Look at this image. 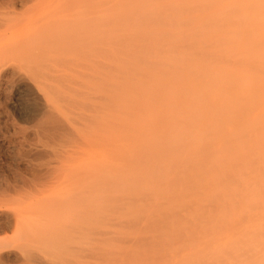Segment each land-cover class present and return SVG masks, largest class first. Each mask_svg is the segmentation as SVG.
I'll return each instance as SVG.
<instances>
[{
	"label": "bare ground",
	"instance_id": "obj_1",
	"mask_svg": "<svg viewBox=\"0 0 264 264\" xmlns=\"http://www.w3.org/2000/svg\"><path fill=\"white\" fill-rule=\"evenodd\" d=\"M112 1L113 0H104V3L106 5L112 4ZM138 1H140V0H138ZM147 1L144 2L143 5H145L147 3V6H149L150 0H147ZM153 1H155V0H153ZM153 1H151L152 5L159 2V1H163V0H157V2L155 1V3H152ZM164 1H167V0H164ZM200 1H201V3H200ZM122 2H125V1L122 0ZM128 2H130V1H128ZM132 2H134V1H132ZM137 2H135V3H137ZM187 2H189V1H187ZM198 3H200L204 6H202L200 9L199 7H196L197 3H193V4H191V3H187V4L186 3H179V5H176V7H179L177 9H176V7H173V8L167 7V6H174V5H165V7H162L163 6L162 5L160 7L158 6L157 8H155L153 6V9L156 10V9L160 8V12L163 11V14H165L164 11L166 10V7L168 9L171 8V10L174 9V11H175V9L176 10L180 9V13L183 12V14H181L182 19H183V16H185V15L186 16L189 15V17L190 16L192 17V15H195L194 13H197V12L199 13V10L200 11L202 10V12H203V10L206 9V11L204 10L203 14H207V13H209L208 11H211L212 9H214L211 6H210V8H212V9H210L209 6L206 7L205 0H199ZM105 4H103V5H105ZM184 4L187 6V11L185 9L186 6ZM114 6H112V7H114ZM198 6H200V5H198ZM101 7H103V6L100 5V0H0V115H1V111H3V109H5V108L7 109L9 103H11V102L14 105H17V106L20 105L21 106V113L19 112L20 114L18 115V117L12 116L11 118H8V120L6 122V126L3 127V128H5L4 139H3L4 142L3 143H5L7 145V147L10 150L8 152H11L12 157L15 158L14 160L17 161V167L15 166L16 170H15L14 175L8 176L6 178L4 177V179L3 180L1 179V181H0V264H143V263L146 264L144 262V258H146V259H147V257L149 258V256L152 253H155L157 250L159 252L163 251V250L160 251V249H162V247L160 246V245H162L161 243H163L165 246L164 242L168 241V239L170 240V241H168L169 243L170 242L174 243L176 240L179 239V236L182 237V235H183L182 240H184V241L190 240V238H186V239L184 238V236H186V235H184L183 232L186 231V229L189 231L191 230V232L186 231L187 232L186 234L190 233V235H191V233H192L194 235L196 233L195 235L200 236L206 230H210V228H212L213 223L210 222V220L213 222L215 220H217L218 217L215 218V216L219 213V212L217 213V211H220L222 214L226 213L224 215H219L220 217H222V216L228 217L229 216L228 214L231 213L230 212L231 207H230V209L228 207L231 205L226 206V209H225V206H223V203H225V205H227V203H228L227 200H226L227 202L225 201L226 195L223 192L224 188L226 189V187L220 188L221 186H224V185H219L218 186L219 188L216 186V190H215V188L214 189L211 188L212 186L207 187L205 185L206 188H204L203 187L204 185L202 184V182L201 183L199 182L201 180H197L199 175L192 177V175H189L187 172L190 169H195V167H192L189 169L186 168L185 170L180 171L177 168L180 165L178 164V166L177 165L175 166V163L177 164L180 161V158H178V162L175 161L172 168H170L168 166V170L171 169L170 172L173 174H172L171 180H169L165 184V186L166 187H169L172 185L175 186V185H177V182H182V189L185 188L188 191H192L193 190L192 188H195L198 186L199 187V196H197L195 198V200H198V203H197V201L193 200L194 198L190 199V200L196 202V204H197L196 206H198L199 210L201 208L200 211L197 209L198 212L197 211L194 212L195 208H193V207L190 208V206L194 205L193 202L192 203L191 202L186 203V205H184V206L187 207V208L185 207V211L187 213L185 212V214L188 216L185 215L186 217H184V216H181L183 208L180 211L181 212L180 213L178 211V209L180 210V208L174 207L172 203H169V201H167L168 203L167 202L164 203L165 206L162 203L161 204L163 206L161 204H159V202H161V201H159V202L157 201L158 203L153 202L154 204H152L151 202L147 203V201L149 199H146V198L148 197L149 193L144 194L143 192H145V191H143V190H142V192H139V190L136 188V186H135V189H133L134 191H132V190L129 191V187H128V189L126 188L128 192L125 189L124 190L125 192L122 193L121 198H120V196L118 197V194L116 195L117 187H119V186H117L118 184L116 185V181H117V179L115 177L116 166L123 165V164L128 165V163L131 164L130 162L127 163V160L129 159L128 157H130L127 154V151L129 148V143L134 140V139L132 140L133 137L131 138V135H132L131 129L133 130L135 135L137 134L136 136H139V135L143 136L145 134V133L141 134L142 132L137 133L139 131H136V130H139V128H142L140 130H143L144 132H147L145 130H147L148 127H149V129L151 128L153 131H155V135H153L154 137L153 136H152L153 138L151 137L152 139L150 137H145L146 135H144L143 138H142V136L141 137L139 136L140 139L142 138L141 140L140 139L139 140L142 141V143H145L144 144L145 147H146V144H148L147 142H149V144L151 143L153 147H151V148L147 147L149 149L145 150L146 148H143L142 147L143 145H142L141 147L143 148V150H141V153L139 155H137V154L140 151L139 152L134 151L135 153H137V152L138 153L133 154L134 153L133 152L131 154V152L129 150L131 155H134V156L137 155L135 157V159L133 158L134 160H132V163L135 164L137 167L141 168V170L139 169V171L143 170L142 172L145 175L148 174L149 178H150V176L153 177V174H157L156 172L160 170L161 164H162V162H164L163 157L166 156V152L168 151V148L170 147V146H168V148H167L164 145V141L166 143L167 137L170 135L164 137V139H166V140L163 141V139L159 135H156V134L160 133V134H162L161 136H164L163 134L166 132L167 129H170L172 131L174 127H171V124L173 126H176L175 128L177 129V123H173V122H175L174 120L176 119V116H175V118L173 117L174 119L172 117H170L171 115L165 117V115H166L165 113L167 111L169 112V110H170L169 107L171 105H173L172 98H175L174 95L177 93V91H178V93L179 92L182 93V96H183V93L191 90L189 92L191 94V92L193 90L187 89V86L192 85V87L195 88V85L197 86V82H196L197 80L195 81V83H193L191 81V83H193L191 85L189 83L190 81L187 80V83H185V84L186 85L189 84V85H187L186 87L183 86L184 83L180 82L181 81L180 79H182L183 76L180 77L178 74L180 79L178 76L174 77V75H176L177 71L173 70V69H176L173 67V64H174V66L177 64L169 62L172 64V67H173V69H172L173 71H170L171 69H170V67H168V70L170 69L169 72L173 75V73L175 71V73L173 75L174 78L170 75L173 80L172 79H170V80H172V82H173L174 79L176 77H178L179 82L176 83V81H178V80H175V83L178 85L179 84H181V85L183 84V85L182 86H175V85L172 86L171 87L172 88L171 93H173L174 95L173 96L169 95L170 97L164 96V94H166L168 91H170V90H168L170 88V86L167 85L169 88L168 89L166 88V82L165 83H161V82L155 83L154 82V84H152L153 82L148 83V81L151 80L153 77L155 79V77L157 76V75L155 76V74H157V72H160L159 74L163 75L164 72H162L163 70H161V69H163V65L165 68L166 64H169V63L168 62L165 63L164 61H162L163 63L158 62L159 64L160 63L163 64V65H161L162 68L158 69V67H160V66L157 67L158 63L156 65L151 60H149V58L148 59L147 58H141V57L147 56L146 54H148L147 53L148 49H149V51L152 49L151 50L152 52L151 51L150 52L152 54H154V51L156 48L155 47L152 48V46L157 45L156 40H158V41L160 40V42L162 40L160 38L156 39L159 36L156 34L153 35L152 33H150L151 31L150 32L146 31L149 33V34L147 33L148 35L152 34V37L154 36V38L156 36L155 40H154V38L152 39L153 42L156 41L153 44V42H151V40H150V42L148 41V39L149 38L151 39V37H148V35L147 34L145 35V33H144L145 31L143 29L149 28V26H152L153 25L152 23H154V22L150 21L151 17L148 20L146 18L149 15L146 13L148 10L144 13H145V15L147 14V16L145 17L146 21L150 22V23L148 22L149 24L147 23L146 26H148V25L149 26L148 27L144 26L145 27L144 28L142 26V25H144L143 24L144 22L143 23L140 22V24H142L141 26L139 25V22H138V24L136 22V24H134V25L135 26L137 25L140 28L142 27L143 32L138 31V30L130 32V31H126L124 29L123 30L115 29L114 25L116 26V24L117 25L119 24L117 21V19H119V18L116 19V24H115V14H113V12H115V11H113V9L108 10L107 8H109V7H107L104 11L103 10L101 11V9H100ZM126 7H127V4H126ZM146 7L142 6L141 10L143 8H146ZM191 7L193 10H191ZM117 8H118V6H117ZM161 8H162V10H161ZM181 9H183L185 12L184 11L181 12ZM149 11H148V13H150V15L152 16L153 13L151 12V10H149ZM156 11L154 14L161 16L162 12L160 14H157ZM169 11L170 10H168L167 12L170 14L171 11L170 12ZM174 11H172L174 13V16L176 17V18L174 17V19L176 20L178 18L181 22V18H179L181 16H180V14H178L179 12L175 11L179 15L178 16L177 14L175 15ZM106 12H107V14H106ZM135 12H132V13L135 14ZM138 12H139V10L136 13H138ZM186 12H189V14H187ZM144 13H142V14H144ZM129 14H130V12H129ZM133 14H131V15H133ZM142 14L141 15L138 14V16L141 17V20L145 16V15L142 16ZM169 14H166V15H169ZM201 14L202 13H200V16H202ZM124 15H126V18H127L128 15L125 13H124ZM131 15H129V17ZM166 15H165L164 19H166V17H167ZM138 16H135L136 20H137V18L138 19L140 18ZM204 16H206V15H204ZM121 17H122V15H121ZM158 18H160V17H158ZM158 18H157V21H158ZM169 18L173 19L171 14H170V16H168V19H166L167 21H165V20L164 21L162 20V21L164 23L169 22L168 24L165 23L166 25H169V26H167V28L170 27V25L173 28V26H175V24L178 23L179 21L176 22V21H173L174 19L173 20L170 19L172 21V23L170 24L171 21H168ZM124 19H125V17L123 18V21L120 19V21H119L120 26H121V22L124 23ZM161 19H163V18H161ZM205 19H207V21H204L202 26H205V24H206V26L207 25L208 26L207 27L205 26L203 28V30H202V28H200L202 26H200L195 31L199 32L200 29L202 30V32L201 31L200 32L204 36H201V37L206 38L203 40H205L206 43H208V45L210 44L209 45V47H210L211 43H209L210 41H208L207 35L209 36L210 34H208V33H211V32L210 31L208 32L207 29H210L211 31L213 30L212 34L215 33V35L219 34V33L223 34V32H222L223 30L221 31V29H223V26H222V28L217 29V26L221 27L220 24L223 25V23H221L223 20H222V18L218 17L217 14H216V18L212 15L211 18L205 17ZM209 19H210V22H208ZM214 19H217V20L219 19V20L217 22V20L214 21ZM152 20H154V19H152ZM199 20L200 19L195 20L193 23H195L196 21L198 22ZM212 20H213V23L215 22V25L212 24ZM125 21H128V20L125 19ZM132 21L135 23L134 19H132L129 21L130 22V25L128 24L129 27H127V25L126 26L122 25V27H124V28L126 27L129 29L134 28V26H132L133 24L131 23ZM157 21H155L156 24L154 23L155 27H159V26L163 25V23H161V25L160 24L158 25ZM159 21H161V20H159ZM189 21L190 20H183L182 21L183 24H182V22L181 23L179 22L178 26H180L181 24L182 25L180 27H182V26L185 27L186 25L191 26V24H193V23L190 22L189 24H187V22H189ZM173 22H176V23L174 24ZM206 22H208V23H206ZM200 23H202V22L200 21ZM195 24H193L192 26H194ZM210 25L215 26L214 27L216 29L215 32H214L213 26H210ZM130 26H131V28H130ZM180 27H177V28H180ZM183 27H182L181 31L183 30L186 32V34H185V32H182L183 34H185L184 36L187 37L186 42L191 43L189 41V39H193V41H196V43L193 44V42H192L191 44L195 45L201 41V40L197 41V39H201V37L198 35V34H200V32L195 33L197 36H199V37H197L193 32L186 31V27L185 28H183ZM211 27L213 29H211ZM116 28H117V26H116ZM175 28H176V26H175ZM175 28H173V30L177 29V28L176 29ZM191 28H187V30H189ZM205 28H207V29L204 30ZM146 30H148V29H146ZM153 31L154 30H152V32ZM157 31H158V33L161 32L159 30H157ZM157 31H155L153 33H156ZM181 31L179 29L177 32L178 34L177 35L174 34L178 38H180L179 40L181 41L178 44H173L174 46L171 44L172 43L171 40H173V38L171 37L172 38L171 39L170 35L167 36V37H169V41H168V38L166 39V32L165 31H163V33L165 32L164 36L162 35L163 34L162 32H161V34L159 33L160 35H162V38L164 37V41H166V40L168 41L169 44L168 43H166V44L169 45V48L171 46L173 47V48H170V49L167 48V49H169V50L173 49V51H174L175 45L177 48H179L178 47L179 44H181L180 48H179V49H181L182 43L185 42V39H183L184 36H179L180 35L179 32H181ZM167 32L169 33V31H167ZM203 32H204V34H203ZM174 35H173V37H174ZM187 35H189V36H187ZM177 37H174V40H175V42L173 40L174 43H176V41L178 40V39L177 40L175 39ZM193 37H196V38H193ZM215 38L216 37H214L212 40L214 41ZM181 39H183L184 41ZM217 39L219 41H221V39H222V41L224 42L223 46L227 47L228 44H226L227 43L226 39H224V38L220 39L218 37L215 39L217 43H219L217 41ZM203 40L201 41L202 44H203ZM160 42H159V45H160ZM214 42H212V43L214 45L216 44L218 46V44L214 43ZM151 43H152V45H151ZM161 43L163 46V41ZM149 44H150V47L148 46ZM166 44H165V47H166ZM191 44H189L191 47H193V48L197 47V45H195L196 47H194ZM220 44L218 47L215 45L217 47L216 51L219 52V50L221 49L222 51H224L223 52V54H224L225 51L228 49V51H226L225 55L221 54L222 52H220V54H221L220 57H222V56L225 57L224 59H226L227 61H229L228 59H231L230 61L232 62V64L233 65L234 64L235 65L240 64L239 67L241 66L240 60L243 62V59H241V58H244V61H246V62H245V64H242V67L247 66L248 70L250 71L251 67H248V64H247L249 58L246 55L245 56L243 55L244 57L242 55H241L242 57L241 56L237 57L236 54H238V51L235 50L236 48L234 45H232L234 48H232V47L228 48L227 47V49H226V47H223L222 44L221 45ZM162 46L157 47V48H159L160 50L162 49L161 51L164 50L163 53L168 52V50L165 51V48L163 47L164 48L163 49ZM203 46H204V51H200V53L201 54L202 53L203 54L208 53V52H206V50L209 49L207 44L206 45L203 44L202 46H198V47L203 48ZM205 46L208 49L206 48V50H205ZM229 46H231V45H229ZM187 47H189V46H186V48ZM219 47H221V48L218 50ZM222 47L224 48V50ZM199 48L195 49L196 51L194 50V52H199V50H203V49H199ZM213 48H214V46H213ZM146 49H147V51H146ZM159 49H156V50H159ZM187 49H189V48H187ZM144 50L146 51L145 52L146 54L144 53ZM183 50H185V53H184L185 55L189 54V51L186 52V49H183ZM190 50H191V48H190ZM232 50H233V52L237 51L234 53L232 52V54L234 55L236 53L235 56L238 60L236 58L232 59L229 56H226L227 54L231 53ZM159 51H156L157 56H155V54H154V55H152V58L155 56L156 58H154V59H157V57H158V59L164 60L163 58H164V56H166V53L163 55V53L160 51L161 52V54H160ZM177 51H178V49L176 50V52ZM192 51L193 50H191V52ZM216 51H215V53H213V52H211V53L214 54L213 55L214 58L216 55L217 60L218 59L220 60L221 58L217 55L219 53L217 52V54H216ZM194 52H192V53H194ZM227 52H229V53H227ZM170 53L171 54L173 53L172 50L170 51ZM170 53H169V55H170ZM192 53H191V55H192ZM200 53H199V55H200ZM209 53H210V51H209ZM209 53L207 55H209ZM144 54H145V56H144ZM179 54L182 55L183 53L179 52ZM203 54L200 55L201 56L200 57L198 55V53H196V54L194 53V57L196 55H198V58H200V59H197L196 58L197 56L195 58L193 57V59H190L191 57L190 58L187 57V59H186L184 56L185 60H190V61L186 62L184 59H182L179 61V63H181L179 65L181 66L182 65L181 61H183L184 65H182V66H184V69H185L187 67V66L185 67V63L187 65H189V63H191L193 65V63H194L193 60H194L195 61L194 65L196 64V70L200 69V72L204 71L205 75H206V71H208L210 67H213L214 65L217 66V64H216L217 62L218 63L221 62L220 65L217 66V68L221 69L222 66L227 67V68H229V67L232 68L231 67L232 64H228L229 62L226 63V60H224V59L223 60L225 61V64H227L229 67L226 66L225 64H223L224 63L223 60L216 61V63L214 64L213 62H215V61L211 60L213 58L212 54L210 57V62L212 61L211 63H213L212 64L213 66H210V64L208 65V63H210V62L206 63V61L209 60V58H208L209 56L207 57L205 55L207 57L205 59V58H203ZM149 55H151V54H149ZM162 55H163V57H162ZM173 55H174V53H173ZM173 55H171L169 60L173 59V61H175V59L173 57H175L176 53L174 56ZM167 56H168V54H167ZM187 56H189V55H187ZM227 57H229V58L227 59ZM201 58L205 59L204 60L205 64L203 63L202 67H204V65H205V67H206V65H208V67H209V68L207 67L206 70H205V67L202 69H201V67L199 69L197 68L199 66L198 62L203 61V59L201 60ZM233 58H234V56H233ZM166 59L168 60V58H166ZM196 59H197V62H196ZM234 60H237L238 63H235ZM177 62H178V60H177ZM250 62L253 63L251 60H250ZM254 63L257 65L256 62H254ZM149 64H150V67L151 66L154 67V68L151 67L153 70L148 66L146 67V65H149ZM191 64L189 65L190 67H192ZM221 64H222V66H221ZM179 65H178V67H179ZM251 65H253L252 68H255L254 64H251ZM258 65H257V67L261 68L263 63H262V65L260 64V66H258ZM142 66L143 67L145 66L144 69ZM216 66H214L213 68H216ZM234 66H233V68H234ZM237 66H235V68ZM137 67L139 69H136ZM257 67L255 70H257V72H259L262 75V73H263L262 69H263L264 65L261 68V70H260V68H257ZM145 68H147V70ZM180 68L182 69L183 67H179L178 68L179 71H180ZM187 68H189V67H187ZM187 68L185 70H187ZM191 69L189 68V70H187V71H191ZM223 70L225 71L226 69H223ZM235 70L239 71L240 68L233 69V73H235V72L237 73V71H235ZM165 71H166V69H165ZM187 71L183 72V70H182L181 75L184 73H189ZM194 71H195V68H194ZM194 71H191V73H190L191 75L189 74L186 76H192L194 74V73L192 74V72H194ZM251 71L253 72L252 69H251ZM251 71H250V74L252 73ZM161 72H162V74H161ZM200 72H199V74H200ZM211 72L210 73L207 72L206 76H208V74H209V77H210ZM221 73H222V75L224 74V76L225 75L227 76L229 74L228 77L230 75H233L231 73H224L223 71ZM213 74L212 75L215 77L216 76L215 73H213ZM163 76H165V77L167 76V71L165 72V74ZM200 76H202V75L200 74ZM213 76H211V77H213ZM224 76L222 78H224V80H227L228 77L225 79L226 76L225 77ZM245 76H249L250 78L251 77L253 78V76H251V75L245 74L244 77ZM136 77H138L140 79H138V80L134 79ZM192 77L194 78V76H192ZM209 77H205V78L208 79V81H209V79L211 78V77L210 78ZM214 77H213L214 85L212 86V84H211L213 81V79H212L211 82L209 81V84H211V85L208 84L207 87L211 86L209 90H211L212 87H215V88L218 87L216 89L218 91L220 85L216 87L215 83H216V81H217V84H219L220 82L218 80H215ZM157 78H158V76H157ZM157 78L155 80H157ZM160 78H161V80L165 79L163 77H160ZM195 78H197V77H195ZM205 78H201V79L204 80ZM233 78H234V76H233ZM233 78H231L230 80H232ZM133 79H134V81H133ZM168 79L169 78L166 77V81H168L170 83V80H168ZM184 79H186V78H184ZM187 79H190V78L187 77ZM201 79L199 78L198 81L200 82ZM251 79H249V81ZM158 80H160V79L158 78ZM221 80H223V79H221ZM230 80H229V82L231 84ZM205 81L208 83L207 80H205ZM252 81H253V79H252ZM202 82L203 81H201V83ZM222 83H223V81L221 82V84ZM226 83H223L224 87H226ZM235 84H238V83L235 82ZM246 84L248 85L250 83H246ZM201 85H202V87L197 86L198 88L197 87L196 88L198 90L201 88V89H203V91L205 89H207L206 87H204L206 85H204V84H201ZM228 85L229 84H227L226 89L220 88V90L218 92L216 91V93H219L220 96H221V94L225 95V93H227L226 90H228V88H230V87H228ZM254 85L252 86V88L247 87L249 90H247L246 92H248L250 90L254 91V90H252L253 87L256 86V85L255 86ZM178 87L179 88L181 87V90L183 88L184 89L186 88V90L181 92V90L179 91ZM222 87H223V85H222ZM231 87H235V86H231ZM240 88H242V87H240ZM237 89H238V85H237ZM221 90L226 91V92L223 94V93H221L222 92ZM232 90L233 89H231V92H232ZM165 91H166V93H165ZM243 91H245V90H243ZM205 92H206V90H205ZM195 93L196 92H194L193 94H195ZM177 94H176V96H179V94L178 95ZM190 94H187V92H186V95H190ZM205 94L210 95L208 92ZM203 95H204V93H203ZM207 95H205L206 100L204 98V100H205L204 102H201L202 101V99H201L202 97L200 98L201 95L199 97H195L193 95L192 97L190 96V98H192L193 100L200 98L201 100L198 99L200 101H198V100L196 101L198 104L194 103L195 101L192 103H194L193 104L194 106H195V104H197L196 106H198L199 103H203V104H200V105H202V110H203V109H206L205 107L203 108V106H205L204 103H207V105H208V102H206L208 100ZM227 95L229 96L228 93H227ZM184 96H185V94H184ZM246 96H248V95H246ZM180 97H181V95H180ZM177 98L178 97H176L175 100ZM181 98H178L177 100H179ZM184 98H189V97L185 96V97H183V99ZM251 98H252V96H251ZM189 99H187V101L184 100V102H186V104L190 105L191 102L189 103ZM222 99L224 102L225 99L223 98V96H222ZM246 101H247V99H246ZM179 102L183 103L182 99L179 100ZM241 102H243V101H240V103ZM247 102H249V101H247ZM235 103L238 104L237 102H235ZM183 104H182L183 107L186 106V104L185 105H183ZM211 104H212V102H211ZM255 104H256V102H255ZM159 105H160V107H159ZM193 105L191 107L190 106H187V107H190V109H191L192 107H194ZM155 106H158V107H155ZM176 106L180 107L179 103H177ZM199 106H198V108H200ZM208 106H206V107L208 108ZM233 106H235V105L233 104ZM229 107H230V105H229ZM238 107H240V106H238ZM245 107L246 106H244V108ZM168 108H169V110H167ZM175 108H177V107H175ZM175 108H174V110H176ZM184 108L189 109L186 107H184ZM198 108L194 107L192 110L194 112L196 110V111L202 112L204 114V112H203L204 110L200 111V110H198ZM214 108H211V109H214ZM256 108H260V106L256 107ZM153 109H155V111H154L155 113L152 111ZM190 109H189V111H190ZM215 109L217 110V107ZM178 110H179V108H178ZM192 110H191V112H189V114L193 112ZM226 110H228V109H226ZM235 110H237V109H235ZM148 111L153 112L154 113L153 115H156V117L153 116L155 121H152V122H156L155 124L152 123L153 125L157 124L156 126L151 127V125H148L149 121H148V124L146 122H144L142 124L141 118L142 119L146 118L145 115H148ZM170 111H172V110H170ZM182 111H183V109H182ZM182 111H180V112L178 111L179 113L177 112L178 113L177 116H179V118H180V114L181 113L183 114ZM229 111H231V110H229ZM8 112H7V114H8ZM145 112H147V114L144 115ZM184 112L185 113L183 115L185 117L186 116L189 117V114H186V111H184ZM210 112L211 111H209L207 113L209 114ZM193 113H192V115H193ZM196 113L194 115H196ZM241 113H242V111H241ZM169 114H172V116H173V113H168L167 115H169ZM174 114H176V113H174ZM201 114L198 115L197 117L204 118V116L201 117ZM2 115L0 118H2V117L4 118V116H5V118H7L6 113L4 116H2ZM140 115H141V118H139ZM150 115H152V114L149 113V118H150ZM168 117L172 118L173 120L168 119ZM195 117H194V119H195ZM209 117L207 115L206 119H208ZM229 117H230V115H229ZM156 118H157V120H156ZM216 118H218V117H215V119ZM260 118H261V116H260ZM167 119L170 121L172 120L173 122H170ZM223 119H224V117L222 118V120ZM133 120L135 122L136 121L141 122V123L137 122V123H139L138 124L139 128L136 124H135L136 127L135 126L132 127V122H134ZM151 120H153V119H151ZM198 120H199V118H198ZM256 120H258V119H256ZM184 122H186V121H184ZM145 123L148 127L144 125ZM1 124H4V122ZM195 124H196V122H195ZM167 125H169V126H167ZM178 125H179V123H178ZM180 125H182V124L180 123ZM198 126H199V123H198ZM134 127L136 128V130H135L136 132L134 131V129H135ZM182 127L187 128L189 126H182ZM239 127H241V126H239ZM185 128H184V130H185ZM151 129L149 131H152ZM187 129H189V128H187ZM180 130H181V128H180ZM174 131H172V132H174ZM161 132H164V133H161ZM168 132L169 131L167 130V133ZM178 132H179V130H178ZM226 133H227V131H226ZM172 134H171V136L173 137ZM135 139L138 140V138H135ZM136 140H135V142H136ZM175 140H177V139L175 138ZM261 142H262V140H261ZM263 142H264V140H263ZM174 143L176 144V141ZM252 144H255V143L253 142ZM170 145L172 146V144H170ZM176 145H174V146L177 148L179 146V144H178V146H176ZM174 146H172V147H174ZM222 146L224 147V144ZM7 147H5V148L7 149ZM141 147L138 146L136 148L142 149ZM165 147L167 148L166 152L164 151L165 149L164 150L162 149ZM255 147H256V144H255ZM233 148H234V146H233ZM173 149L175 151L178 150V148L177 149L173 148ZM175 151L169 150L170 154L172 152V155L174 154ZM6 152H7V150H6ZM199 152H201V151H199ZM260 153H259V155H260ZM199 154H202V153H199ZM217 154H218V152H217ZM203 155H202V157H203ZM167 156H166V158H164L165 160L170 157V155H167ZM199 156H196V158ZM189 157L186 154V158H189ZM202 157L200 156L199 158L202 159ZM159 158H160V160H159ZM186 158H184V159L186 160ZM130 159L128 161H130ZM184 159L182 161H184ZM192 159L196 160L195 157H192ZM253 159H254V157H253ZM198 160L200 161V159H198ZM10 161H12V160H10ZM230 161H232V160H230ZM187 162H189V160H186V163L183 162V164L185 166H186V164H190V165L192 164V162H190V163H187ZM204 162H206V161H204ZM260 162H261V160H260ZM262 163H263V161H262ZM133 164H131V165H133ZM204 164H207V163H204ZM193 165L194 164H192L191 166H193ZM198 165H200V164H198ZM201 165H202V163H201ZM259 165H260V163H259ZM194 166H196V165H194ZM197 167H199V166H196V169H197ZM181 168H182V165H181ZM259 169H258V171H259ZM252 171H251V173H252ZM258 171H256V174ZM153 172H155V173H153ZM160 173H162V170H160ZM262 173H264L263 170H262ZM262 173H261V176L259 174L256 175L257 178L260 179L259 180L260 183L264 182V180H263L264 176ZM1 174H3V173H1ZM219 175H220V173H219ZM262 176H263V178H262ZM196 177H197V179H196ZM202 177H203V179L201 178V176H200V179H202L204 181V184H205V182H207L208 179H205L206 180L205 181L204 175ZM226 177H227V175L225 176V178ZM227 179H229V178L227 177ZM227 179H226V182H223V183H225V184L229 183L227 181H229L230 179L229 180H227ZM238 179L239 178H237V180ZM250 179H251V177H250ZM223 180H225V179L223 178ZM118 181H117V183L120 182V181L119 182ZM218 181H220V179ZM222 181H220L219 183L223 184V183H221ZM119 184H120L119 188L122 189L121 183H119ZM201 184L203 186H201ZM234 184H236V183H234ZM261 184H262V187L264 188V186H263L264 183H261ZM194 185H197V186L193 187ZM208 185H210V184H208ZM231 186H233V185H231ZM138 188L140 189V187H138ZM210 188L212 190H210ZM229 188L230 187H228V189ZM237 188H239V187H237ZM255 188H252V190H254ZM123 189H122V191H123ZM135 190H137V191H135ZM232 190H233V187H232ZM120 191L118 189V193ZM229 191L230 190H228V193H229ZM134 192H135V194H133ZM219 192H221V193L223 192V194H221ZM247 192H246V194H247ZM251 192H250V194H251ZM263 192H262V194L260 193L261 196H259L260 194L257 196V197L261 198L260 200L264 199V193ZM138 193H143L142 195H144V198H142L143 196H140V198H137V197L135 198V195ZM220 194L223 196H220ZM237 194H233L232 196H229V198L231 197L230 201H229L230 203L232 201L234 203L235 200H237L236 198H238V199L240 198L239 191L237 192ZM145 195H147V196H145ZM234 195H236L235 196L236 198L233 197ZM255 195L256 194H254L253 197ZM134 198H135V201H134ZM148 198H150V197H148ZM219 198H221V200H220L222 202L221 204L218 200ZM222 198H223V200H222ZM251 198L249 200H251ZM259 198H258V200H259ZM144 199H145V202L147 203V204H145L146 206L142 203V201H144ZM243 199L245 200V198H243ZM246 199H248V197ZM252 200H253V198H252ZM255 200L257 201V199H255ZM255 200H253V201L256 203ZM126 201L128 204L126 203ZM213 202H215V203L211 204ZM254 202L252 204L254 206L258 204L256 207L259 208V206H260L258 203L259 201L256 204ZM216 203H218L217 205L219 206V209H217L218 206L215 207ZM243 203H245V201ZM237 204H239V202H237ZM249 204L251 205V203H249ZM243 205H246V204H243ZM196 206L194 205V207H196ZM209 206L214 207L213 208L214 214H215V211L217 213L216 215L212 214V216H211L212 219L208 218V217L206 219V216L209 214V212L205 213V210L207 209L209 211V208H208ZM220 206H222V207H220ZM252 206L250 209H252ZM134 207H137L138 210L130 213V209L134 208ZM246 207H247L246 209L248 210V206H246ZM189 208L194 209V210L191 211V210H189ZM215 208H216V210H215ZM233 209H235V208H233ZM236 209H235V211H236ZM227 210L229 211V213L227 212ZM211 211H210V213H213ZM258 211H260V210H258ZM248 212H247V215L249 214ZM239 213H240V211H239ZM204 215H206V216H204ZM225 215H227V216H225ZM236 215H237V211H236ZM247 215H246V217H248ZM123 216H130V217L126 218ZM252 216H253V214L251 213L250 218ZM201 217H205L206 223L203 221L205 219H203ZM213 217L215 218V220H213ZM220 217L218 218L219 220H220ZM224 217H222V220L224 219ZM122 218H124L125 220H123ZM193 218L195 220L194 222L197 225L200 224L198 222H201V221H203L206 224V225H204V223L201 222L204 225L203 229L204 228L206 229V230L204 229L205 231L203 232L202 231L203 229L201 230L199 228V230H200L199 233H201V231H202L201 234H199V233L197 234V232L199 231L198 230L199 225L197 228L194 227V225H193L194 222L191 220ZM199 218H200V220H199ZM170 221H171V223H170ZM223 221H220V222H223ZM143 222L145 223V225H142ZM208 222H210L209 224H211V227L208 226L209 225ZM191 224L193 225L194 229H197L196 231L194 230L195 232L192 231L193 228H192ZM196 224H195V226H197ZM207 226H208V228H206ZM181 231H183V232H181ZM263 231L259 232V233H263V235H264ZM9 232H10V234L12 233V236L9 235V237H8V235H7V237H4V238L1 237L2 234L5 235ZM179 233H182V235H180ZM204 234H208L207 231ZM251 234H253V233H251ZM263 235L261 236L262 238H263ZM187 236H189V235H187ZM201 236H203V235H201ZM212 236H213V234H212ZM167 237H169V238H167ZM189 237H191V236H189ZM193 238H195V237H193ZM180 240H178L179 242L177 241L178 242L177 245H179L180 242L181 243L183 242ZM191 240H193V239L191 238ZM190 241H189V243H190ZM258 241H259V239H258ZM168 242H166V243H168ZM177 242H175V243H177ZM238 242L241 243L240 240ZM253 242L255 243L254 240H253ZM213 243H215V242H213ZM241 244H238V246H240ZM261 244L264 246V242ZM174 245H176V244H174ZM185 245H187V244H185V242H184L179 247L175 248L172 244V246L174 247V251H176V249L177 250L180 249L181 246L184 247ZM262 245H260V246L262 247ZM164 246H163V248H164ZM187 246H189V245H187ZM167 247H168V244H167ZM167 247H166V249L167 250L170 249L169 253H171V250H173V248L170 247V244H169V247L168 248ZM182 247H181V249H182ZM228 247L230 249V246H228ZM156 248H157V250H156ZM187 248H190V247H187ZM262 248L264 250V247H262ZM262 248H261V250H262ZM218 249H219V247H218ZM237 249H238V247H237ZM153 250H156V251L154 252ZM164 251H165V248H164ZM164 251H163V254L168 252V251L167 252H164ZM250 251H252V250H250ZM145 252L148 254H146ZM261 252H263V251H261ZM261 252H259V253H261ZM172 253H173V251H172ZM176 253H177V251H176ZM217 253H219V252H217ZM239 253H241V252H239ZM259 253H257L258 257L260 255ZM155 254H154V257L152 256L153 254L150 257L157 259V261L158 260L163 261V259L165 258V257H163V259H162V257H161V259H158L159 256H162L163 254L161 253L162 255H160V253H157L156 255L158 256V258L156 257ZM167 254H166V257H167ZM248 254H246V256ZM240 255H243V254L241 253ZM240 255H237V256H240ZM256 257H257V255H256ZM227 258H228V256H227ZM235 258H236V260H235ZM238 258H241L240 261L242 264V262L244 261V259L242 261V256L241 257H235V254H234L233 259L236 262H234V263H237V261L239 260ZM249 259L250 258H248V260H246V257H245L246 262L249 261ZM258 259L259 258H257V260L253 261L251 258V261H249V262H250V264H252L251 262L255 263V261H257V263L259 264ZM147 260H149V259H147ZM195 260H198V259H195ZM217 261H220V259L219 260L217 259ZM223 261L225 263L226 260L223 259ZM228 261H229V259L227 260V262L225 264H227ZM230 261H231V259H230ZM146 262L149 263V261H146ZM260 262H261V260H260ZM187 263L190 264L191 262H187ZM195 263H196V261H195ZM238 263H240V262L238 261ZM243 263H245V261ZM262 263H264V258L262 259L261 264ZM151 264H153V263H151ZM246 264H248V263H246Z\"/></svg>",
	"mask_w": 264,
	"mask_h": 264
},
{
	"label": "rangeland",
	"instance_id": "obj_2",
	"mask_svg": "<svg viewBox=\"0 0 264 264\" xmlns=\"http://www.w3.org/2000/svg\"><path fill=\"white\" fill-rule=\"evenodd\" d=\"M125 2H122V0H113L112 1V4H105L104 3V0H100V5L101 6H103V7H101L100 9H101V11L103 10H105L107 7H109V8H107L108 10L110 9H113V11H115V12H113V14H115V24H116V19L117 18H119V19H117V21H118V23L120 24V19L123 21V18L125 17V19L126 20H128V21H125V19H124V23L123 22H121V26L118 24H116V26H117V28H116V26L114 25V27H115V29H118V30H126V31H130V32H132V31H141V32H143V30L145 31L144 33H145V35L148 33V32H146V31H151L150 33H152L153 35L154 34H156V35H158L157 37L158 38H156V36H155V38L156 39H162L161 40V42L163 41V46H162V43L160 42V40L158 41V40H156L157 41V45H153L152 46V48L153 47H155L156 49H159V48H157V47H160V46H162V48L164 47L165 48V51L166 50H168V52H164L163 53V51H161L160 49V51L163 53V55L166 53V56H164V60H162V59H158V57H157V59H154V58H156L155 56H157V52L156 51H159V50H156L155 48V51H154V54H155V56L152 58V55H154V54H152L150 51H149V49H148V51H147V49H146V51H147V53L148 54H146L145 52V50H144V53L147 55V56H145V54H144V56L145 57H141V58H149V60H151L154 64H156L157 65V63L158 62H161V63H163L162 61H164L165 63L166 62H171V63H176L177 65H175L174 66V64H173V67L174 68H176V69H173V67H172V64L171 63H169V64H166V67L164 68V65L163 64H159L158 63V65H157V67L158 66H160V67H158V69L160 68H162L161 67V65H163V69H161V70H163L162 72H164L163 73V75L165 74V72L167 71V78H169L168 80H170V79H172L171 78V76L173 77V75H174V73H175V71H177L176 72V75H174V77L175 76H178V74H179V76L180 77H182L183 76V78L182 79H180V77H179V79L181 80L180 82H182V83H184V85L183 86H187V85H189V84H185V83H187V80H189L190 82V85L191 84H193V83H195V81L197 82V86L198 87H202V85L201 84H204V85H206V86H204V87H206L207 89H205L206 90V92H205V90L203 91V89H197L198 87L195 85V88L194 87H192V85L191 86H187V89H192L193 91V93L194 92H196L195 94H193L192 92H191V94L189 93L190 91H186L187 92V94H190V95H186V92L185 93H183V96H182V93H178V91H177V93L179 94V96H176V94L174 95L173 93H171L172 92V86H182L181 84H176L177 82H179V80H178V77H176L175 79H174V81L172 82V80H170V83L168 82V81H166V77L165 76H163V75H160L159 73L160 72H157V74H155V76L157 75L158 76V78L160 79V80H158V78H157V76L155 77V79L157 78V80H155L154 79V77L151 79V80H149L148 81V83L150 82H153L152 84H154V82L155 83H165L166 82V88L168 89L169 87L168 86H170V88L168 89V90H170V91H168L167 93H166V91H165V93L166 94H164V96H168V97H170L169 95H171V96H173L174 95V97L176 98V97H178V98H181L182 99V101H183V103L182 102H179V100H181V99H179V100H175V98H172V103H173V105H171L169 108H170V110H172V111H170L169 110V108L167 109V110H169V112L167 111L165 114V117H167V116H170V117H174L175 118V116H176V119L174 120L175 122H173L172 120L174 119H172V118H169L168 117V119H172L171 121L170 120H168V121H170V122H173V123H177V129L175 128L176 126H173L171 123V127H174L173 128V130L172 131H174L175 129V131L174 132H172L170 129H167L169 132L167 133V130H166V132L164 133V132H161V133H164L163 135L164 136H161L162 134H160V133H157L156 135H159L162 139H163V141L164 140H166V139H164V137H166V136H168V135H170V136H168L167 137V140H166V143H165V141H164V145L168 148V146H170L169 148H168V151L166 150L167 148L165 147V148H162L165 152H166V156L167 155H170V157L169 158H167L166 160L164 159V158H166V156H164L163 157V160H164V162H162V164H161V168H160V170H162V173H160V170L159 171H157L156 173L157 174H153V177L152 176H150V178H149V176H148V174L147 175H145L142 171H139V169L141 170V168H139V167H137L135 164H133L132 163V160H134L135 159V157L137 156V155H139L140 153H141V150H143V148H146L145 150H148L149 148H151V147H153L152 146V144L150 143L149 144V142H147L148 144H146V147H145V143H142V141H140L142 138H143V136L144 135H146L145 137H152L153 135H155V131H153L151 128V130L152 131H149L150 129H149V127L146 125V123L148 124V121H149V124L148 125H151V127H153V126H156V125H153L152 123H156V122H152V121H155L154 120V118H153V116L154 117H156V115H153L155 112V109H153L152 111L154 112H149L148 111V115H145V114H147V112H145L144 113V115L146 116V118H144V119H142L141 118V115L143 114H141L140 115V117L139 118H141V121H142V124L144 123V122H146L144 125L145 126H147L146 128H147V130H145V131H147V132H144L143 130H140V129H142V128H139V126H138V124L139 123H137V122H140V121H134V122H132V127L133 126H135L136 127V125L138 126V128H139V130H136V128L134 129V131L136 130V131H139V132H137V133H140V132H142L141 134H144L143 136L142 135H139L140 137L142 136V138L140 139V137L139 136H136L135 135V133L133 132V130L131 129V131H132V135H131V138H132V140L133 141H131L130 143H129V148H128V151H127V154L130 156V157H128L129 159H130V161H128L127 160V163L128 162H130L131 164H133V165H131V164H129L128 163V165H126V164H123V165H118V166H116V169H115V177H116V179H117V181L119 182V183H121V188L123 189V191H122V189H120L119 187H120V184L119 183H117V181H116V185L117 186H119V187H117V192H116V195L118 194V197L120 196V198H121V196H122V193L123 192H125L124 190L127 188L128 189V187H129V191L130 190H132V191H134L133 189H135V186H136V188L139 190V192H142V190L143 191H145V192H143L144 194H148L149 193V195H148V197H150V198H146V199H149L148 201H147V203L149 202H151L152 204H154V203H156L157 201L159 202V201H161V202H159V204H163L164 205V203L165 202H167V201H169V203H172L173 204V206L174 207H177V208H180V210L178 209V211L180 212L181 210H182V208H183V210H182V213H181V216H184V217H186V216H188V215H186L185 214V207L186 206H184V205H186V203H189V202H193L194 203V205L196 206L197 204H196V202H194V201H197V203H198V200H195V198L197 197V196H199V187L197 186V185H194L193 187H195V186H197V187H195V188H192L193 190L192 191H188V190H186L185 188L184 189H182V182H177V185H172V186H169V187H166L165 186V184L169 181V180H171V177H172V174L173 173H171L170 172V168H172V166L174 165V163H175V161H177L178 162V158H180V161L176 164L175 163V166L177 165L178 166V164L180 165V166H178L177 168L180 170V171H183V170H185L186 168H192V167H195V169H190V170H188L187 172H188V174L189 175H192V177L193 176H198V179H197V177H196V179L197 180H201V181H199L200 183L202 182V184L204 185H202L201 184V186H203L204 188H206V186L207 187H209V186H212L211 188H215V190H216V186L218 187L219 185H224V186H221L220 188H224V187H226V189L224 188V190H223V192H224V194L226 195V199H225V201L227 200L228 201V203H227V205H225V203H223V206H225V209H226V206H228V205H231V206H228L229 207V209H230V207H231V209H230V212L232 213H229V211L227 210V212L229 213L228 215V217H224V216H222V217H224V221L222 220V217H220L219 215H224V214H226V213H224V214H222L220 211H217V213H216V211H215V214H214V207H212V206H209L208 208H209V211L206 209L205 210V213L206 212H209V214L206 216V215H204V216H206V219H207V217L208 218H211L212 219V214H214V215H216L215 216V218L216 217H220V220L217 218V220H215V218L213 217V220H215L214 222L213 221H211L210 220V222H212L213 223V226H212V228H210V230H206L205 228V230L207 231V233L208 234H204V233H206V231L203 229V227H204V225H206L205 223H206V219H205V217H201V218H203V219H205V220H203V221H201V222H203L204 223V225H203V223H201V222H198V223H200V224H198L199 225V227H198V225L194 222L195 220H194V218L193 219H191L193 222H194V227H198V230H199V228L204 232L203 234H201L202 233V231H201V233H199L200 232V230L197 232V234L199 233V234H201V235H203V236H198V235H193L192 233H191V235H190V233L189 234H186L187 232H191V230L189 231V230H187L186 229V231H181V232H183L184 233V235H189V236H191V237H189V236H184V238L186 239V238H190V240H191V238L193 239V240H182V238H183V235H182V233H179L180 235H182V237H180L179 236V239L178 240H180V241H183L182 243H184L185 242V244H187V245H189V246H187V245H185L184 247H182V249H181V247H180V249H176V251H177V253H176V251H174V247L176 248V247H179L182 243L180 242V244L179 245H177L178 244V240H176L175 242H177V243H175L174 241V243H172V242H168V241H170L169 239H168V241H166V242H168V243H166V242H164L165 243V246H164V244L163 243H161L163 246H164V248H165V251H164V248H163V246L162 245H160L161 247H162V249H160V251H164V252H167V253H165V254H163V251L162 252H159L158 250H157V248H156V250L158 251H156V250H153L156 254L157 253H160V255H162V256H159V258H158V256L155 254V253H152L151 255L154 257V254L156 255V257L158 258V259H161V257H162V259H163V257H165L164 259H163V261L162 260H158L157 261V259H154L153 257V259L149 256V258L147 257V259H149V260H147L146 258H144V262L146 263V264H149L150 262L151 263H153V264H186L187 262H191L192 264H194L195 263V261H196V263L195 264H220L221 262V264H223L224 263V261H223V259L224 260H226L225 261V263L227 262V260L229 259V261H228V263L227 264H233L234 262H236L235 260H236V258H235V260L233 259V257H234V254H235V257H241L242 256V261H243V259H244V261H245V263H243L242 262V264H246V263H248V264H250V262L249 261H251V258H252V260L254 261V260H257V258H259L258 260V262H259V264H261V262H262V259L264 258V250H263V248L262 247H264L261 243H263L264 242V235H263V233H259V232H262L263 230H264V199L263 200H260L261 198H259V197H257L260 193L262 194V192L264 191L263 189V187H262V184L261 183H264V182H259V180L260 179H258L257 178V176L256 175H258L260 172L262 173V170H263V172H264V142H263V140H264V67H263V65H264V0H205V5H206V7L207 6H209V8H210V6L211 7H213L214 9H212V8H210V9H212L211 11H208L209 13H207V14H203L204 13V10L206 11V9H204L203 10V12H202V10L200 11L199 10V13L197 12V13H194L195 15H192V17L190 18L189 17V15H185V16H183V19H182V16H181V14H183V12L182 11H184L183 9H181V12L182 13H180V9H178V10H176L177 8H179V7H176V5H179V3H191V4H193V3H197V5H196V7H199L200 9H201V7L202 6H204V5H202V4H200L201 3V1H200V3H198V1L199 0H167V1H159V2H157V0H155L157 3H155V1H153V0H150V4H151V1H153L152 3H155V4H149V6H147V3L145 4V5H143V3L144 2H146L147 0H140V1H136V0H124ZM128 1H130V2H128ZM132 1H134V2H132ZM143 1V2H142ZM187 1H189V2H187ZM195 1V2H194ZM102 2V3H101ZM135 2H137V3H135ZM148 2V1H147ZM121 3V4H120ZM103 4H105V5H103ZM120 4V5H119ZM124 4V5H123ZM126 4H127V7H126ZM131 4V5H130ZM115 5V6H114ZM118 6V8H117V6ZM124 7H123V6ZM163 5V6H162ZM165 5H174V6H167L168 8L169 7H176V9H175V11H178L179 13L178 14H180V16L181 17H179V18H181V22L183 21V20H190L189 22H187V24H189L190 22L191 23H193L195 20H198V19H200L196 24L195 23H193V24H195L194 26H192L193 24H191V26L189 27V26H185L186 27V31H189V32H193L194 34L196 33V32H198V31H195L198 27H200V26H202L203 25V22L204 21H207V19H205V17L206 18H211L212 17V15L216 18V14L218 15V17H220V18H222V22L221 23H223V25L222 24H220L221 25V27H218L217 26V29H219V28H222V26H223V29H221V31L223 32V34L222 33H219V34H216L215 35V33L214 34H212V31L210 30V29H207V28H205L204 30H208V32L210 31L211 33H208V34H210L209 36L207 35V39H208V41H210L209 43H211V46L209 47V45H208V43H206V41L205 40H203V39H206V38H202L201 36H204V35H202L201 34V32H202V30H203V28L206 26V24H205V26H202V27H200V28H202V30L200 29L199 30V32H200V34H198L200 37H201V39H197V41L199 40H203V44L204 45H206L207 44V46H208V48L205 46V50H206V48L208 49V50H206V52H208L209 53V51H210V53L211 52H213V53H215V51H216V48L219 46V44L221 43L222 44V46L224 45L223 43V41H222V39L221 38H224V39H226V41H227V43L226 44H228L227 45V47L229 48V47H232V48H234L232 45H234L235 46V50H237L238 51V54H236L237 55V57L238 56H247L253 63H251L250 62V60L248 59V62L250 63H248L247 62V64H248V67H251V69L253 70V72L251 71V69H250V71L252 72L251 74H250V71L248 70V68H247V66H243L242 67V64H245V62L246 61H244V58H241V59H243V62L240 60V62H241V66L239 67V65L240 64H237V65H235V66H237L236 68H240V70L239 71H237V70H235V71H237V73L235 72V73H233V69H236L235 68V66L232 64V62L230 61L231 59H228L229 57L230 58H232V59H235L236 58V56H235V54L233 55L232 54V52H233V50L231 51V53H229V52H227V53H229V54H227L226 56H229V57H227V59L229 60V61H227L226 59H224L225 57H220L221 56V54H223V52L224 51H222L220 48L221 47H219L218 48V50H219V52L218 51H216V54H217V52L219 53V54H217L221 59L219 60H217V56L215 55V58H214V54H212V59L211 60H213V61H215V62H213L214 64L216 63V61H221V60H226V63L227 62H229L228 64H232V68H230L227 64H225V61L223 60V64H225L226 66H228L229 68H227V67H223L222 66V64H221V69L220 68H217V66L218 65H220V63H216L217 64V66L216 65H214V66H216V68H213L214 66L212 65L213 63H211L210 62V57H211V54L209 53V55H207L208 53H202L203 54V58H207L208 56V58H209V60L208 61H206V63L207 62H210V63H208V65L210 64V66H213V67H208V65H206V67H205V65H204V67H205V70L207 69V67L209 68V70L208 71H206V75H207V72L208 73H210L211 71V76H213L214 74L213 73H215V80H218L220 83L219 84H217V81H216V83H215V86L217 87V86H219L220 85V87H219V90H220V88H224V89H226L227 88V84H229L228 85V87H230L231 89H233L232 90V92H231V89L230 88H228V90H226L227 91V93L229 94V96L227 95V93H225L226 91H220L221 93H225V95H222L221 94V96H220V94L219 93H216V89L218 88H215V87H212L211 88V90H209L210 89V87H207V85L209 84V81L211 82V80L213 79V77H209V74H208V76H206L205 75V72L204 71H201L200 72V67H201V69L202 68H204V67H202L203 66V63L205 64V59H203V58H201V60L203 59V61H199L198 62V64H199V66L197 67L199 70H196V64L194 65V63H195V61L193 60V65L191 64V63H189V65L191 64L192 65V67H190L189 65H187L186 63H185V67L187 66V67H189L190 69H191V71H194V68H195V71L194 72H192V76H194V78L192 77V76H186V75H189L190 73H191V71H187V70H189V68H187V70H185L184 69V66H182V65H184L183 64V61H181L182 62V65L180 66L179 64H181V63H179V61L180 60H182V59H184L185 60V58L187 59V57H191L190 59H193V57H194V53L196 54V53H198V55H199V53H200V51H204V46H203V48H199L198 46H202L203 44H202V42L200 41L199 43H197V44H195V45H197V47L195 46V45H193L194 43H196V41H193V39H189V41L192 43L193 42V44H191V43H189V42H186L187 40H186V36H184L185 34H186V32L185 31H181V29H182V27H180L182 24H183V22H182V24L180 25V26H178L179 25V22H180V20L177 18L176 20L174 19V13L172 12V11H174V9L173 10H171V8L170 9H168L167 7H166V12L164 11V13L165 14H163V11H161L162 12V14H161V16H158V15H156V14H154L155 13V11H156V13L157 14H160L161 12H160V8H158V9H153V6L155 7V8H157L158 6L160 7V6H162V7H165ZM185 5V4H184ZM198 5H200V6H198ZM111 6V7H110ZM112 6H114V7H112ZM120 6V7H119ZM142 6H147L146 8H143L142 10H141V8H142ZM151 6V7H150ZM181 6V5H180ZM183 6V5H182ZM186 6V5H185ZM194 6V5H193ZM116 7V8H115ZM122 7V8H121ZM138 7V8H137ZM139 10V12L138 13H136L138 10ZM140 8V9H139ZM190 8V7H189ZM195 8V7H194ZM135 9V10H134ZM186 11H187V6H186ZM149 10H151V12L153 13H151L152 14V16L150 15V13H148V11ZM155 10V11H154ZM161 10H162V8H161ZM168 10H170L171 11V16L173 17V19L172 18H169V20L168 21H171L170 19H172L173 21H179L178 23H176V22H173L174 24H175V26H176V28L177 27H180V28H177L178 30L180 29V31L181 32H179L180 33V35L179 36H184V38L183 39H185V42H183L182 43V46H181V49H179L180 48V45L181 44H179V48H177L176 47V45H175V49L177 50L178 49V53L176 52V50L174 49V51H173V49H171L172 50V52L174 53V55H175V53H176V55H175V57H173L174 55H173V53L171 54L170 53V51L171 50H169L170 48H173L171 45V47L169 48V45H167L166 43H168V41H169V37H167V36H169L170 35V38L172 37L173 38V40H174V37H177L176 35L178 34L177 32H178V30L175 28V26H173V28H175L176 30H173V28L171 27V25H170V27H168L167 28V26H169V25H166L165 23H167V22H163L164 20L165 21H167L166 19H168V16H170V14L167 12ZM191 10H193L192 9V7H191ZM130 12V14H129V12ZM136 11V12H135ZM147 11V12H146ZM169 11V12H170ZM174 11V12H175ZM190 11V10H189ZM195 11V10H194ZM198 11V10H197ZM128 12V13H127ZM132 12H135V14H133ZM144 12H146L147 14H149L148 15V17H146L147 16V14L145 15V13ZM150 12V11H149ZM185 12V11H184ZM191 12V11H190ZM124 13L125 14H127L128 16H127V18H126V15H124ZM142 13H144V14H142ZM187 14H189V12H186ZM200 13H202L201 15L202 16H200ZM106 14H107V12H106ZM131 14H133V15H131ZM137 14V15H136ZM138 14H142V16H144V18H142V20H141V17L140 16H138ZM166 14H169V15H166ZM177 13L175 12V15H176ZM177 14V15H178ZM121 15H122V17H121ZM124 15V16H123ZM129 15H131L130 17H129ZM156 15V16H155ZM163 15V16H162ZM165 15L167 16L166 17V19H164L165 18ZM204 15H206V16H204ZM117 16V17H116ZM135 16H138V17H140L139 19L141 20H139L138 18H137V20H136V17ZM179 16V15H178ZM145 17L147 18V20L148 19H150V17H151V22H154L155 24H156V22L155 21H157V18L158 17H160V18H158V21L159 20H163L162 22L161 21H157V23H158V25L160 24L161 25V23H163V25L162 26H159V27H155L154 26V23H152L153 25L152 26H149V28H145V27H148V26H146L147 25V23L149 22H147L146 21V19H145ZM155 17V18H154ZM157 17V18H156ZM132 20V19H134V21H135V23L132 21L131 23L133 24H131L132 26H134V28H131V26H130V28L131 29H129V28H124V27H122V25L123 26H126L127 25V27H129V25H130V20ZM161 18H163V19H161ZM176 18V17H175ZM152 19H154V20H152ZM213 19V18H212ZM192 20V21H191ZM217 19H214V21H216ZM219 20V19H218ZM218 20H217V22H218ZM200 21L202 22V23H200ZM128 22V23H127ZM136 22H137V24H138V22H139V25L141 26L142 24H140V22L141 23H143L144 25H142L145 29H143L142 27L140 28L139 26H135L134 24H136ZM180 22V23H181ZM185 22V21H184ZM208 22H210V19L208 20ZM208 22H206V23H208ZM127 23V24H126ZM150 23V22H149ZM148 23V24H149ZM169 23V22H168ZM167 23V24H168ZM172 23V21L170 22V24ZM186 23V22H185ZM129 24V25H128ZM165 24V25H164ZM212 24L213 25H215V22L213 23V20H212ZM217 24V23H216ZM219 24V23H218ZM151 25V24H150ZM173 25V24H172ZM185 25V24H184ZM213 25H210V26H213ZM120 26V27H119ZM154 26V27H153ZM157 26V25H156ZM164 26V27H163ZM166 26V27H165ZM208 26V25H207ZM206 26V27H207ZM185 27H183V28H185ZM192 27V28H191ZM215 26H213V28H214ZM187 28H191V29H189V30H187ZM212 27H211V29H213ZM143 29V30H142ZM146 29H148V30H146ZM152 30H154L153 32H155V31H157V30H159V31H161L162 33H163V31H165L166 32V39L168 38V41L166 42V41H164V37L162 38V35L164 36V33L162 34V35H160L161 34V32H159L158 33V31L156 32V33H153L152 32ZM193 30V31H192ZM215 28H214V32H215ZM167 31H169V33L167 32ZM220 31V30H219ZM220 31V32H221ZM175 32V33H174ZM182 32H185V34H183ZM205 32V31H204ZM204 32H203V34H204ZM158 33V34H157ZM207 33V32H206ZM149 34V33H148ZM147 34V35H148ZM152 34H150V35H148V37H151V39L149 38L148 39V41L150 42V40H151V42H153L152 41V39L154 38V36L152 37ZM174 34H176V35H174ZM191 34V33H190ZM172 35V36H171ZM173 35H174V37H173ZM193 35V34H192ZM196 35V34H195ZM161 36V37H160ZM187 36H189V35H187ZM194 36V35H193ZM197 36V35H196ZM199 36H197V37H199ZM147 37V38H148ZM191 37V36H190ZM189 37V38H190ZM206 37V36H205ZM214 37H216V38H220L221 39V41H219L218 39H217V41L219 42V43H217L216 42V38L214 39V41L212 40ZM155 38H154V40H155ZM171 38V39H172ZM193 38H196V37H193ZM211 38V39H210ZM170 39V40H171ZM176 40L178 39H180V38H175ZM183 39H181V40H183ZM223 39V40H224ZM173 40H171L172 41V45L173 44H178V43H180L181 41L179 40H177L176 41V43H174L175 42V40H174V42H173ZM196 40V39H195ZM156 41H154L153 42V44L156 42ZM184 41V40H183ZM225 41V42H226ZM159 42H160V45H159ZM212 42H214V43H217L218 44V46L216 47ZM166 44V47H165V44ZM169 44V43H168ZM189 44H191L192 46H194V47H196V48H193V47H191ZM213 44V45H212ZM220 44V45H221ZM225 44V45H226ZM151 45H152V43H151ZM184 45V46H183ZM229 45H231V46H229ZM149 47H150V44L148 45ZM174 46V45H173ZM186 46H189V47H187V48H189V49H187L186 48ZM213 46H214V48H213ZM213 49H212V48ZM223 47H226V46H223ZM222 47V48H223ZM227 47H226V49H227ZM163 48V49H164ZM167 48H169V49H167ZM190 48H191V50H193L192 52H194V50L195 49H203V50H199V52H194V53H192L191 52V50H190ZM193 48V49H192ZM231 48V49H232ZM183 49H186V52L187 51H189V54H187V55H189V56H187V55H185L184 53H185V50H183ZM215 50V51H214ZM223 50H224V48H223ZM230 50V49H229ZM159 51V52H160ZM184 51V52H183ZM196 51V50H195ZM226 51H228V49L226 50ZM226 51H225V53L223 54V55H225L226 54ZM237 51H234V52H237ZM158 52V53H159ZM161 52H160V54H161ZM179 52H182L183 54L181 55V54H179ZM220 52H222L221 54H220ZM233 52V53H234ZM169 53H170V55H169ZM191 53H192V55H191ZM149 54H151V55H149ZM167 54H168V56H167ZM201 53H200V55H202ZM234 56V58H233V56ZM163 55H162V57H163ZM171 55H173L172 57L175 59V61H173V59L171 60H169V58L171 57ZM191 55V56H190ZM198 55H196L195 57L197 58V59H200V58H198ZM199 55V56H200ZM207 57H206V56ZM149 56V57H148ZM184 56H185V58H184ZM205 56V57H204ZM241 56V57H242ZM243 56V57H244ZM161 57V56H160ZM159 57V58H160ZM161 57V58H162ZM183 57V58H182ZM194 57V58H195ZM201 57V56H200ZM246 57V58H247ZM166 58H168V60L166 59ZM178 60V62H177V60ZM197 59H196V62H197ZM215 59V60H214ZM237 59V58H236ZM240 59V58H239ZM238 60V59H237ZM237 60H234V62L235 63H238L237 62ZM246 60V59H245ZM156 61V62H155ZM186 62H189L190 60H185ZM192 61V60H191ZM233 61V60H232ZM231 62V63H230ZM254 62H256L257 63V65L260 63L261 65H262V63H263V65L261 66V68L263 67V73H262V75L259 73V72H257V70H255L256 69V67H257V65L254 63ZM246 64V65H247ZM251 64H254V67L255 68H252V66L253 65H251ZM260 64L258 65V66H260ZM155 65V66H156ZM171 65V66H170ZM178 65H179V67H183L182 69L180 68V71L178 70ZM224 65V66H225ZM150 67V64L149 65H146V67ZM233 66H234V68H233ZM143 67V66H142ZM145 67V66H144ZM144 67H143V69H144ZM152 67V66H151ZM150 67V68H151ZM156 67V68H157ZM168 67H170V71H173V70H175L174 71V73H173V75L169 72V70H168ZM178 67V68H177ZM152 68H154V67H152ZM151 68V69H152ZM257 68H260V67H257ZM261 68H260V70H261ZM136 69H139L138 67L136 68ZM146 70H147V68H145ZM165 69H166V71H165ZM173 69V70H172ZM223 69H226L225 71L223 70ZM153 70V69H152ZM183 70V72H185V71H187V72H189V73H184V74H182L181 75V71ZM185 70V71H184ZM204 70V69H203ZM255 70V71H254ZM198 71V72H197ZM214 71V72H213ZM224 72V73H231V74H233V75H230L229 77H228V75L225 77L224 76V74L222 75V73L221 72ZM249 71V72H248ZM162 72H161V74H162ZM182 72V73H183ZM199 72H200V74L202 75V76H200V74H199ZM261 72V71H260ZM170 73V74H169ZM217 73V74H216ZM221 73V74H220ZM213 74V75H212ZM251 75V76H253V81H252V79L249 77V76H245L244 77V75ZM171 75V76H170ZM191 75V74H190ZM163 77V78H165V79H162L161 80V78L160 77ZM169 76V77H168ZM204 76V77H203ZM225 77V79L227 78V80H224V78H222V77ZM233 76H234V78H233ZM173 77V78H174ZM187 77H189L190 79H187ZM195 77H197V78H195ZM205 77H209L210 79H209V81H208V79H206ZM184 78H186V79H184ZM199 78L201 79V78H205L204 80H202L201 79V81H203L202 83H201V81L199 82L198 80H199ZM231 78H233L232 80H230ZM261 78V79H260ZM263 78V79H262ZM134 79H136V80H138V79H140V78H138V77H136V78H134ZM134 79H133V81H134ZM184 79V80H183ZM221 79H223V80H221ZM249 79H251L250 81H249ZM175 80H178V81H176V83H175ZM205 80H207L208 81V83L205 81ZM229 80L231 81V84H230V82H229ZM235 80V81H234ZM184 81V82H183ZM191 81L193 82V83H191ZM223 81V83H226V87H224V84L222 83L221 84V82ZM248 81V82H247ZM257 83H256V82ZM136 82V81H135ZM199 82V83H198ZM235 82L236 83H238V84H235ZM255 82V83H254ZM246 83H250V84H246ZM171 84V85H170ZM212 86L214 85V79H213V81H212ZM211 84H209V85H211ZM234 84V85H233ZM256 86H255V85ZM168 85V86H167ZM222 85H223V87H222ZM237 85H238V89H237ZM255 86V87H253V89L252 90H254V91H248V92H246L247 90H249L248 88H252V86ZM194 86V85H193ZM231 86H235V87H231ZM247 88H245V87ZM197 87V88H196ZM240 87H242V88H240ZM179 88V87H178ZM183 88V87H182ZM236 88V89H235ZM244 88V89H243ZM255 88V89H254ZM230 89V90H229ZM178 90V89H177ZM181 90V87L179 88V91ZM186 90V88L184 89H182L181 90V92L182 91H185ZM202 90V91H201ZM209 90V91H208ZM218 90V91H219ZM235 90V91H234ZM243 90H245V91H243ZM199 91V92H198ZM217 91V92H218ZM229 91V92H228ZM164 92V91H163ZM204 93V95H203V93ZM209 93L210 95H207V94H205V93ZM245 92V93H244ZM169 93V94H168ZM171 93V94H170ZM232 93V94H231ZM247 93V94H246ZM168 94V95H167ZM177 94V95H178ZM184 94H185V96L186 97H189L190 98V96L192 97L193 95L195 96V97H199L200 95V98L202 99V101L201 102H204L205 100H206V96L205 95H207V97H208V100L206 101V102H208V105H207V103H204V105L205 106H203V108L205 107L206 109H203L202 110V105H200V104H203V103H199V107L200 108H198V106H196L198 103L196 102L198 99H200V98H197L196 100H193L192 98H184L183 99V97H185L184 96ZM251 94V95H250ZM180 95H181V97H180ZM203 95V96H202ZM246 95H248V96H246ZM222 96H223V98L225 99L224 100V102H223V99H222ZM251 96H252V98H251ZM220 97V98H219ZM232 99H230V98ZM194 98V97H193ZM204 98H205V100H204ZM227 98V99H226ZM234 98V99H233ZM236 98V99H235ZM187 99H189V103L191 102H194V103H197V104H195V106L193 105L194 103H190V105L189 104H186V102H184V100L185 101H187ZM200 99V100H201ZM246 99H247V101H249V102H247L246 101ZM200 100H198V101H200ZM222 102H221V101ZM235 100V101H234ZM177 101V102H176ZM212 102V104H211V102ZM240 101H243V102H241L240 103ZM215 102V103H214ZM220 102V103H219ZM235 102H237L238 104H236ZM255 102H256V104H255ZM177 103H179V106L180 107H178V106H176L177 105ZM243 103V104H242ZM246 105H245V104ZM182 104L183 105H185L186 104V106H184V107H186V108H189L190 109V107L193 105L194 107H197L198 108V110H200V111H203L204 112V114L202 113V112H198V111H196L195 110V112L192 110L194 107H192L191 109H190V111H189V109H185L183 106H182ZM232 104V105H231ZM233 104L235 105V106H233ZM8 105V104H7ZM214 105V106H213ZM218 105V106H217ZM225 105V106H224ZM229 105H230V107H229ZM250 105V106H249ZM173 106V107H172ZM183 108H182V107ZM187 106H190V107H187ZM206 106H208V108L206 107ZM238 106H240V107H238ZM243 106V107H242ZM244 106H246L245 108H244ZM260 106V108H256V107H259ZM20 109H19V108ZM155 107H158V106H155ZM159 107H160V105H159ZM172 107V108H171ZM175 107H177V108H175ZM217 107V110L215 109V108ZM228 107V108H227ZM238 107V108H237ZM14 108V109H13ZM174 108L176 109V110H174ZM178 108H179V110H178ZM181 108V109H180ZM211 108H214V109H211ZM234 108V109H233ZM249 108V109H248ZM182 109H183V111H182ZM210 109V110H209ZM226 109H228V110H226ZM235 109H237V110H235ZM257 109V110H256ZM259 109V110H258ZM157 110V109H156ZM180 112V111H182L183 112V114L185 113L184 111H186V114H189V112H191V110L194 112H192L193 113V115H192V113H190L189 114V117H185L182 113V115L180 114V118H179V116H177V114L179 113L178 111ZM229 110H231V111H229ZM8 112V114H7V112ZM209 112V111H211L209 114L207 113V112ZM234 111V112H233ZM241 111H242V113H241ZM12 112V113H11ZM21 113V106L20 105H14L12 102L11 103H9V105H8V108L6 109H3V111H1V115L2 116H4L5 115V113H6V116H7V118H5V116H4V118L2 117V118H0V181H1V179L3 180L4 179V177L6 178V177H8V176H11V175H14V173H15V170H16V167H17V161H15L14 159L15 158H13L12 157V155H11V152H8V151H10L9 150V148L7 147V145L5 144V143H3L4 142V131H5V128H3V127H5L6 126V122H7V120H8V118H11L12 116L14 117V116H17L18 117V115ZM178 112V113H177ZM197 112V113H196ZM230 112V113H229ZM244 112V113H243ZM149 113H151L152 115H150V118H149ZM168 113H173V116H172V114H169V115H167ZM174 113H176V114H174ZM196 113V115H194ZM201 114V117H203L204 116V118L206 119L207 118V115H208V119H204V118H200V117H197L198 115H200ZM236 113V114H235ZM240 115H238V114ZM10 114V115H9ZM213 114V115H212ZM216 114V115H215ZM219 114V115H218ZM1 115H0V117H1ZM191 115V116H190ZM229 115H230V117H229ZM238 115V116H237ZM195 117V119H194V117ZM260 116H261V118H260ZM263 116V117H262ZM152 117V118H151ZM215 117H218V118H216L215 119ZM224 117V119L222 120V118ZM138 118V119H139ZM158 118V117H157ZM157 118H156V120H157ZM184 120H183V119ZM190 118V119H189ZM193 120H192V119ZM198 118H199V120L201 121H199L198 120ZM221 120H220V119ZM151 119H153V120H151ZM166 119V118H165ZM187 119V120H186ZM204 119V120H203ZM228 119V120H227ZM256 119H258V120H256ZM4 120V121H3ZM6 120V121H5ZM137 120V119H136ZM183 120V121H182ZM196 120V121H195ZM216 120V121H215ZM184 121H186V122H184ZM193 123H192V122ZM198 121V122H197ZM4 122V124H1V123H3ZM195 122H196V124H195ZM219 124H218V123ZM231 122V123H230ZM141 123V122H140ZM178 123H179V125H180V123L182 124V125H178ZM198 123H199V126H198ZM223 123V124H222ZM136 124V125H135ZM184 124V125H183ZM259 124V125H258ZM176 125V124H175ZM195 125V126H194ZM236 125V126H235ZM144 126V127H145ZM167 126H169V125H167ZM182 126H189V127H187V128H189V129H187V128H185V127H182ZM239 126H241V127H239ZM245 126V127H244ZM248 126V127H247ZM257 126V127H256ZM2 127V128H1ZM169 128V127H168ZM180 128H181V130H180ZM184 128H185V130H184ZM226 128V129H225ZM241 128V129H240ZM244 128V129H243ZM145 129V128H144ZM218 129V130H217ZM235 129V130H234ZM178 130H179V132H178ZM257 130V131H256ZM135 131V132H136ZM150 133H149V132ZM177 131V132H176ZM226 131H227V133H226ZM183 132V133H182ZM221 132V133H220ZM258 132V133H257ZM262 132V133H261ZM170 133V134H169ZM173 133V134H172ZM234 133V134H233ZM240 133V134H239ZM244 133V134H243ZM3 134V135H2ZM171 134L173 135V137L171 136ZM181 134V135H180ZM187 134V135H186ZM191 134V135H190ZM216 134V135H215ZM135 135V136H134ZM151 135V136H150ZM180 135V136H179ZM196 135V136H195ZM233 135V136H232ZM235 136V137H234ZM246 136V137H245ZM260 136V137H259ZM154 137V136H153ZM152 137V138H153ZM238 137V138H237ZM252 137V138H251ZM263 139H262V138ZM135 138H138V140H136ZM151 138V139H152ZM175 138L178 140H175ZM230 138V139H229ZM232 138V139H231ZM140 139V140H139ZM182 139V140H181ZM222 139V140H221ZM135 140H136V142H135ZM247 140V141H246ZM261 140H262V142H261ZM176 141V144L174 143ZM146 142V141H145ZM232 144H231V143ZM239 142V143H238ZM247 142V143H246ZM255 143L256 144V147H255V144H252V143ZM259 142V143H258ZM140 143V144H139ZM236 143V144H235ZM170 144H172V146H174V145H176V146H178V144H179V146L177 147L178 148V150H174L173 148H175V149H177L175 146L174 147H172ZM174 144V145H173ZM211 144V145H210ZM224 144V147L222 146ZM258 144V145H257ZM143 145V146H142ZM148 145V146H147ZM163 145V146H164ZM234 146V148H233V146ZM141 147L142 149H140V148H136V147ZM5 147H7V149L5 148ZM147 147H149V148H147ZM254 147V148H253ZM259 147V148H258ZM227 148V149H226ZM201 149V150H200ZM222 149V150H221ZM6 150H7V152H6ZM129 150H130V152H131V154L135 151H140L138 154L137 153H133V154H137L136 156H134V155H131L130 154V152H129ZM169 150H172V151H175L174 152V154L172 155V152H171V154H170V152H169ZM227 150V151H226ZM255 152H254V151ZM199 151H201V152H199ZM226 151V152H225ZM247 153H246V152ZM261 153H260V152ZM129 152V153H128ZM217 152H218V154H217ZM254 152V153H253ZM10 153V154H9ZM191 153V154H190ZM199 153H202V154H199ZM206 153V154H205ZM210 153V154H209ZM259 153H260V155H259ZM186 154H187V156L189 157H191L192 155V157H195V159L198 161H196V160H194V159H192V157L190 158H186ZM202 157V155H203V157H202V159L201 158H199L200 156ZM240 154V155H239ZM256 155V156H255ZM196 156H199V157H197L196 158ZM221 156V157H220ZM261 156V157H260ZM168 157V156H167ZM205 157V158H204ZM253 157H254V159H253ZM258 157V158H257ZM134 158V159H133ZM162 158V157H161ZM184 158H186V160H189V162H187V163H190V162H192V164H194V165H196V166H199V167H197V169H196V166H191L190 164H186V166L183 164V162L184 163H186V160L184 159ZM238 158V159H237ZM251 158V159H250ZM184 159V161H182ZM198 159H200V161L198 160ZM207 159V160H206ZM220 159V160H219ZM10 160H12V161H10ZM159 160H160V158H159ZM162 160V161H163ZM192 160V161H191ZM194 160V161H193ZM223 160V161H222ZM229 160V161H228ZM230 160H232V161H230ZM253 160V161H252ZM260 160H261V162H260ZM15 161V162H14ZM196 161V162H195ZM204 161H206V162H204ZM214 161V162H213ZM262 161H263V163H262ZM194 162V163H193ZM207 163V164H204V163ZM217 162V163H216ZM234 162V163H233ZM236 162V163H235ZM247 162V163H246ZM126 163V162H125ZM136 163V162H135ZM201 163H202V165H201ZM223 163V164H222ZM230 163V164H229ZM258 163V164H257ZM259 163H260V165H259ZM198 164H200V165H198ZM249 166H248V165ZM135 165V166H134ZM181 165H182V168H181ZM184 165V166H183ZM204 165V166H203ZM213 165V166H212ZM225 165V166H224ZM16 166V167H15ZM160 166V165H159ZM168 166L170 167L169 169L170 170H168ZM190 166V167H189ZM228 166V167H227ZM12 167V168H11ZM14 167V168H13ZM211 169H210V168ZM239 167V168H238ZM4 168V169H3ZM6 168V169H5ZM11 168V169H10ZM208 168V169H207ZM260 168V169H259ZM10 169V170H9ZM14 169V170H13ZM157 169V168H156ZM226 169V170H225ZM239 169V170H238ZM248 169V170H247ZM258 169H259V171H258ZM178 170V171H179ZM247 170V171H246ZM253 170V171H252ZM261 170V171H260ZM156 171V170H155ZM165 171V172H164ZM229 171V172H228ZM251 171H252V173H251ZM256 171H258L257 172V174H256ZM7 172V173H6ZM164 172V173H163ZM210 172V173H209ZM1 173H3V174H1ZM153 173H155V172H153ZM204 173V174H203ZM219 173H220V175H219ZM244 173V174H243ZM261 173L259 174L260 176H261ZM7 176H6V175ZM263 174V176H264V173H262ZM170 175V176H169ZM204 175V180L205 179H208L207 180V182H205V184H204V181L202 180L203 179V176ZM227 175V177L230 179H227V177L225 178V176ZM229 175V176H228ZM233 175V176H232ZM251 175V176H250ZM3 176V177H2ZM200 176H201V178L202 179H200ZM249 176V177H248ZM254 176V177H253ZM263 176H262V178H263ZM2 177V178H1ZM148 177V178H147ZM209 177V178H208ZM250 177H251V179H250ZM256 177V178H255ZM223 178L225 179V180H223ZM233 178V179H232ZM235 178V179H234ZM237 178H239L238 180H237ZM261 178V177H260ZM220 179V181H222L221 183H223V182H226V179L227 180H229V181H227V182H229V183H223V184H220L219 182L220 181H218ZM232 179V180H231ZM249 179V180H248ZM123 180V181H122ZM245 180V181H244ZM258 180V181H257ZM264 180V179H263ZM206 181V180H205ZM210 181V182H209ZM233 181V182H232ZM236 181V182H235ZM244 182V183H243ZM215 183V184H214ZM234 183H236V184H234ZM258 183V184H257ZM208 184H210V185H208ZM214 186H213V185ZM242 184V185H241ZM249 184V185H248ZM206 185V186H205ZM231 185H233V186H231ZM239 187V188H237V187ZM246 186V187H245ZM264 186V185H263ZM138 187H140V189L138 188ZM228 187H230L229 189H228ZM232 187H233V190H232ZM235 187V188H234ZM242 187V188H241ZM256 187V188H255ZM198 188V189H197ZM210 188V190H212ZM219 188V187H218ZM237 188V189H236ZM251 188V189H250ZM252 188H255L254 190H252ZM118 189H119V193H118ZM127 189H126V191H127ZM209 189V188H208ZM246 189V190H245ZM248 189V190H247ZM141 190V191H140ZM228 190H230L229 191V193H228ZM259 190V191H258ZM131 191V192H132ZM135 191H137V190H135ZM227 191V192H226ZM239 191V193L241 194H239V196H240V198L238 199V198H236L235 196L236 195H234L233 197H235L237 200H235V204L233 203V201L230 203L229 201H230V198H229V196H232L233 194H237V192ZM247 192V194H246V192ZM253 193H252V192ZM257 191V192H256ZM128 192V191H127ZM147 192V193H146ZM223 192L221 193V192H219V193H221V194H223ZM233 192V193H232ZM242 192V193H241ZM250 192H251V194H250ZM121 193V194H120ZM137 193V192H136ZM143 193H138V194H136L135 195V198L137 197V198H140V196H143L142 198H144V195H142ZM264 193V192H263ZM125 194V193H124ZM128 194V193H127ZM133 194H135V192L133 193ZM220 194V196H223V195H221ZM251 196H250V195ZM254 194H256L254 197H253V195ZM261 194L259 195V196H261ZM228 195V196H227ZM238 195V194H237ZM249 195V196H248ZM145 196H147V195H145ZM246 196V197H245ZM232 197V198H233ZM238 197V196H237ZM248 197V199H246ZM253 198V200H255V199H257V201H256V203L258 202L259 203V208H257L256 206L258 205H253L252 203L254 202L253 200H252V198ZM135 198H134V201H135ZM194 198V199H193ZM243 198H245V200L243 199ZM251 198V200H249ZM255 198V199H254ZM258 198H259V200H258ZM190 199H193L194 201H192V200H190ZM143 200V199H142ZM190 200V201H189ZM219 200V202H220V204L222 203L220 200H221V198H219L218 199ZM222 200H223V198H222ZM233 200V199H232ZM239 200V201H238ZM241 200V201H240ZM249 200V201H248ZM129 201V200H128ZM138 201V200H137ZM226 201V202H227ZM245 201V203H243ZM251 201V202H250ZM253 201V202H252ZM261 201V202H260ZM130 202V201H129ZM154 202V203H153ZM157 202V203H158ZM216 202V201H215ZM215 202H213V203H211V204H214ZM224 202V201H223ZM237 202H239V204H237ZM251 203V205L249 204V203ZM126 203H127V201H126ZM125 203V204H126ZM132 203V202H131ZM142 203L145 205V204H147L146 202H145V199H144V201H142ZM168 203V202H167ZM190 203V204H191ZM255 203V202H254ZM255 203V204H256ZM261 203V204H260ZM128 204V203H127ZM142 204V205H143ZM161 204V205H162ZM218 203H216V205H215V207H217L218 205H217ZM242 204V205H241ZM243 204H246V205H243ZM249 204V205H248ZM143 205V206H144ZM162 205V206H163ZM193 205V204H192ZM194 205L193 206H190V208L191 207H193V208H195V210L194 209H190L189 208V210H194V212H196L197 211V209L199 210V208H198V206H196V207H194ZM239 205V206H238ZM254 207H253V206ZM262 205V206H261ZM146 206V205H145ZM165 206V205H164ZM246 206H248V210L246 209L247 207ZM251 206H252V209H250L251 208ZM212 207V208H211ZM220 207H222V206H220ZM263 207V208H262ZM144 208V207H143ZM146 208V207H145ZM187 208V207H186ZM233 208H237L236 209V211H237V215H236V211H235V209H233ZM244 208V209H243ZM212 211H211V210ZM217 209H219V206H218V208ZM221 209V208H220ZM223 209V208H222ZM228 209V208H227ZM233 209V210H232ZM239 209V210H238ZM138 210V208L137 207H134V208H131L130 209V213L131 212H134V211H137ZM200 210H201V208H200ZM199 210V211H200ZM215 210H216V208H215ZM254 210V211H253ZM258 210H260V211H258ZM263 210V211H262ZM210 211L211 212H213V213H210ZM225 211V210H224ZM239 211H240V213H239ZM245 211V212H244ZM249 211V212H248ZM198 212V211H197ZM244 212V213H243ZM247 212L249 213L248 215H247ZM254 212V213H253ZM261 212V213H260ZM187 213V212H186ZM234 213V214H233ZM251 213L253 214V216L250 218V216H251ZM243 214V215H242ZM245 214V215H244ZM186 215V216H185ZM210 215V216H209ZM213 215V216H214ZM246 215L248 216V217H246ZM255 215V216H254ZM133 216V215H132ZM225 216H227V215H225ZM245 216V217H244ZM123 217H126V218H128V217H130V216H123ZM183 217V218H184ZM235 217V218H234ZM238 217V218H237ZM229 218V219H228ZM123 220H125L124 218H122ZM227 219V220H226ZM235 219V220H234ZM199 220H200V218H199ZM198 221V220H197ZM219 223H218V222ZM220 221H223V222H220ZM233 221V222H232ZM241 221V222H240ZM190 222V221H189ZM210 222H208V224L210 223ZM170 223H171V221H170ZM238 223V224H237ZM195 224L197 225V226H195ZM207 224V225H208ZM225 224V225H224ZM240 224V225H239ZM142 225H145V223L143 222L142 223ZM193 225L191 224V226H192V228H193V232H195L197 229H194V227H193ZM230 225V226H229ZM170 226V225H169ZM190 226V227H191ZM201 226V227H200ZM209 227H211V224H209L208 225ZM208 226L206 227V228H208ZM219 226V227H218ZM226 226V227H225ZM236 226V227H235ZM216 227V228H215ZM218 227V228H217ZM118 228V227H117ZM191 228V229H192ZM230 228V229H229ZM190 229V228H189ZM234 229V230H233ZM195 230V231H194ZM232 230V231H231ZM210 232V233H209ZM224 232V233H223ZM234 232V233H233ZM264 232V231H263ZM251 233H253V234H251ZM259 233V234H258ZM212 234H213V236H212ZM215 234V235H214ZM222 234V235H221ZM235 234V235H234ZM263 235V238L261 237L262 235ZM7 235H8V237H9V235H11L12 236V233L10 234V232L9 233H7V234H2L1 235V237H7ZM193 235V236H192ZM211 237H210V236ZM221 235V236H220ZM249 235V236H248ZM252 235V236H251ZM251 236V237H250ZM193 237H195V238H193ZM204 237V238H203ZM206 237V238H205ZM246 237V238H245ZM260 237V238H259ZM167 238H169V237H167ZM256 238V239H255ZM204 239V240H203ZM213 239V240H212ZM258 239H259V241H258ZM167 240V239H166ZM218 240V241H217ZM241 241V243L240 242H238V241ZM253 240L255 241V243L253 242ZM189 241H190V243H189ZM208 241V242H207ZM210 241V242H209ZM244 241V242H243ZM248 241V242H247ZM263 241V242H262ZM213 242H215V243H213ZM250 242V243H249ZM167 244H168V247H169V244H170V247H172L173 248V250H171V253H169L170 251V249L169 250H167L166 249V247H167ZM172 244H173V246H172ZM174 244H176V245H174ZM238 244H241L240 246H238ZM247 244V245H246ZM232 245V246H231ZM237 245V246H236ZM260 245H262V247L260 246ZM228 246H230V249H229V247ZM235 246V247H234ZM167 247V248H168ZM187 247H190V248H187ZM218 247H219V249H218ZM237 247H238V249H237ZM258 247V248H257ZM262 248V250H261V248ZM171 248V249H172ZM233 248V249H232ZM225 249V250H224ZM244 249V250H243ZM233 250V251H232ZM243 250V251H242ZM250 250H254L253 252L252 251H250ZM152 251V252H153ZM172 251H173V253H172ZM186 251V252H185ZM228 251V252H227ZM235 251V252H234ZM246 251V252H245ZM261 251H263V252H261ZM175 252V253H174ZM217 252H219V253H217ZM227 252V253H226ZM234 252V253H233ZM239 252H241L243 255H240L241 253H239ZM249 254H248V253ZM259 252H261V253H259ZM146 253V252H145ZM151 253V252H150ZM149 253V254H150ZM162 253V254H161ZM224 253V254H223ZM253 253V254H252ZM257 253H259L260 255H259V257H258V254ZM146 254H148V253H146ZM145 254V255H146ZM166 254H167V257H166ZM175 256H174V255ZM226 254V255H225ZM246 254H248L247 256H246ZM193 255V256H192ZM215 255V256H214ZM237 255H240V256H237ZM255 257H253V256ZM256 255H257V257H256ZM147 256V255H146ZM145 256V257H146ZM198 258H197V257ZM214 256V257H213ZM227 256H228V258H227ZM249 256V257H248ZM174 257V258H173ZM218 257V258H217ZM221 257V258H220ZM232 257V258H231ZM245 257H246V260H248V258H250L249 259V261H247L246 262V260H245ZM262 257V258H261ZM223 258V259H222ZM254 258V259H253ZM152 259V260H151ZM195 259H198V260H195ZM215 259V260H214ZM217 259L219 260L220 259V261H217ZM230 259H231V261H230ZM233 259V260H232ZM239 260V262L240 263H238V261H237V263L238 264H241V261H240V259L241 258H238ZM169 260V261H168ZM222 260V261H221ZM260 260H261V262H260ZM146 261H149V263H147ZM199 261V262H198ZM178 262V263H177ZM217 262V263H216ZM230 262V263H229ZM150 263V264H151ZM190 263V264H191ZM224 263V264H225ZM237 263H234V264H237ZM252 264L254 263V262H251ZM144 264V263H143ZM187 264H189V263H187ZM254 264H258L257 263V261H255V263ZM262 264H264V263H262Z\"/></svg>",
	"mask_w": 264,
	"mask_h": 264
}]
</instances>
